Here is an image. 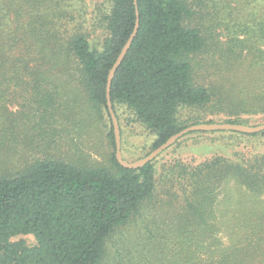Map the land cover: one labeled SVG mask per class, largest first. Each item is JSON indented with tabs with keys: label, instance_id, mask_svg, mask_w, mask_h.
I'll list each match as a JSON object with an SVG mask.
<instances>
[{
	"label": "trees",
	"instance_id": "obj_1",
	"mask_svg": "<svg viewBox=\"0 0 264 264\" xmlns=\"http://www.w3.org/2000/svg\"><path fill=\"white\" fill-rule=\"evenodd\" d=\"M190 1L136 0L139 27L111 81L120 134V116L130 112L127 120L154 133L151 149L188 125L214 121L195 114L181 121L177 112L183 107L214 104L223 122L244 124L243 116L264 112V0ZM90 2L94 15L85 10ZM106 2L97 7V0H0V264H105L109 236L136 218L142 219L136 236L143 244L127 264H143L150 254L154 264H263L230 254L204 263L200 255L219 242L222 190L225 223L251 222L253 247L262 246L264 130L184 134L174 144L190 133L216 131L262 137V149L247 156L235 151L233 158L217 152L168 169L157 203L150 202L159 186L156 157L138 168L116 160L106 81L136 12L134 0ZM197 7L209 18L206 26L191 23ZM99 28L104 34L96 47L91 33ZM218 30L226 45L215 39ZM209 45L211 54L242 66V83L227 91L195 83L192 56ZM82 97L84 114L78 108ZM93 113L109 122L112 167L50 155L52 131L53 141L66 120L78 125ZM227 230L232 234V227ZM26 234L34 244L12 240Z\"/></svg>",
	"mask_w": 264,
	"mask_h": 264
},
{
	"label": "rangeland",
	"instance_id": "obj_2",
	"mask_svg": "<svg viewBox=\"0 0 264 264\" xmlns=\"http://www.w3.org/2000/svg\"><path fill=\"white\" fill-rule=\"evenodd\" d=\"M97 1L99 3L97 7L107 5L106 0ZM188 1L191 2L190 0ZM95 8L96 5L90 2L89 5L85 7V10L88 12V15H94ZM200 9L201 8L198 7L195 9L196 14L193 16L194 22L191 23L198 25V22L200 23L201 21V24L203 23V25L206 26L209 23V18H206L203 10L199 13L198 11ZM219 30L218 32L220 33L215 36V39L220 42L221 46L226 45L225 33L224 31L222 32ZM102 33L101 28L91 33V42L96 47L101 46L104 34ZM209 42H211V38H209ZM210 48L211 45H209L204 51L192 56V75L195 83L206 85L213 89L220 88L224 90H226L230 84L236 86V83H242L241 76L244 75V69L242 66L236 64V67H234L233 60L221 58L219 53L211 54ZM82 98L83 100H81L80 105H78V108L81 109L80 114L85 113L83 108L86 105V100L84 97ZM194 114L202 115L206 120L213 119V122H223L225 118L224 113H221L214 104L198 109H188L183 107L177 112V117L182 121ZM130 116L132 117V114L127 111H124V114H121L120 116L122 122L121 152L124 159L135 161L152 150L151 147L155 136L149 128L139 121H129L126 119ZM104 118H98L96 114L94 115L93 113L89 120L82 118L83 122H78L79 124H75L74 126H71V122L66 120V127H59V137L52 141V136L55 131H52V134H50V155L88 167H112V146L107 136L109 122L107 117ZM243 118L247 120L248 125H257L264 122V112L255 115H245ZM237 136L238 135H236V137ZM236 137L227 132L216 131L190 133L181 138L179 143L174 144L160 155L156 156L154 163L157 167L156 177L159 186L157 187V195H155L150 202L157 203L158 198L161 197L160 182L163 180V175L168 169L176 170V168H179L182 163H198L205 158L217 154V152H221L222 154H226L227 157L233 158L235 151H242V153L247 156L248 154L253 153L256 150L255 148L259 147L258 149H262V137L246 135H239V138ZM164 185L167 186L166 183H164ZM223 197L224 192L222 190L218 193L216 208V213L222 215V218L220 220L218 219L217 223L221 229L218 234L219 242L206 245L207 248L200 255L202 262L205 263L206 259L211 258L218 259L222 254H226L228 256L231 255L232 257L236 256L241 260H249L250 258L253 259V257H257L264 264V242L259 249L253 247L257 238L249 234L251 230L249 224H246L251 222L233 220L232 225L225 223L227 219H225V207L222 203ZM148 211V206L143 209V221L149 216L147 214ZM141 224L142 219L136 218L129 224L118 228L109 236L106 244L107 258L105 264H127L126 259H132L134 255L141 252L138 251V249H140L139 246H141L143 242H141V239L139 240L136 236ZM227 226L232 227L234 233L232 232V234H229ZM18 239H23L29 245L35 243V239L31 234L17 235L12 238V240ZM153 252L154 251L151 250L148 253ZM168 256H171V254H168L166 257ZM152 258H155V254H150L147 259L141 260V262L143 264H154V259ZM160 264H167V261Z\"/></svg>",
	"mask_w": 264,
	"mask_h": 264
},
{
	"label": "water",
	"instance_id": "obj_3",
	"mask_svg": "<svg viewBox=\"0 0 264 264\" xmlns=\"http://www.w3.org/2000/svg\"><path fill=\"white\" fill-rule=\"evenodd\" d=\"M135 3V12H136V21L135 25L127 38L126 42L122 46L119 54L117 55L114 63L112 64L111 68L108 71L107 81H106V105L107 110L110 115L113 135H114V142H115V157L116 160L120 165L125 168H138L143 166L144 164L148 163L152 159H154L160 152L171 146L182 137L184 134L191 132V131H213V130H225V131H235L240 133H255L264 130V122L257 124V125H248L244 123H233V122H202V123H195L188 125L178 132L169 136L163 143H161L156 148L152 149L148 154L145 156L135 160V161H128L124 159L122 152H121V134H120V127L118 123L117 116L112 108V103L110 99V87L111 81L114 77L115 71L117 67L120 65L121 61L123 60L126 52L128 51L139 27V17H138V8Z\"/></svg>",
	"mask_w": 264,
	"mask_h": 264
}]
</instances>
